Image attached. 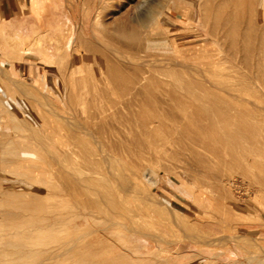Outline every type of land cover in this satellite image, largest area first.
<instances>
[{
    "label": "bare ground",
    "instance_id": "obj_1",
    "mask_svg": "<svg viewBox=\"0 0 264 264\" xmlns=\"http://www.w3.org/2000/svg\"><path fill=\"white\" fill-rule=\"evenodd\" d=\"M174 1L177 0H144L138 5L134 15L139 19L147 3L150 5L146 10L149 11L148 14L154 12L156 15L153 16L160 18L156 24L162 23L164 10ZM259 7L264 10V0H200L198 4L201 13L199 19L206 34L213 35L212 29L220 28L218 40L221 41H218V51L225 54L244 53L242 58H228L225 55L213 58L208 49L195 48L193 51L196 53L190 56L194 62L184 61L177 57L184 50L173 46L163 31L152 33L154 25L151 24L152 32L150 35L146 34V40H152L161 46L167 54H161V58L158 54L159 57L155 59L157 55L148 53L149 60L151 56L154 58L151 57L148 61L146 56L147 61L142 58L144 62L141 63L137 55L131 53V48L138 49L141 47L137 48L139 42L144 41L139 40L140 36L145 38V35H139L141 30H138V33L136 30L141 29L142 23H139L140 27L136 25L131 33L126 29V32L130 33L128 35L125 26H121L120 37L130 38L126 40L132 39L138 44L130 48L129 42L126 46L124 43L127 42L122 39L119 48L106 44L102 47L97 44L86 47L89 60L87 81L90 83L87 87L89 91L86 89L89 94L87 100L82 95L84 78L81 81L75 78L71 82H65V75L60 72L59 80L55 81L58 88L51 94L45 88V85L51 82L46 77L47 74L42 76L39 87H30L24 81L13 78L7 69L0 66V76L16 87L23 98L19 102H13L14 109L8 110L9 116L15 122L12 133L16 134L19 129H24L25 133L28 131L27 135H14L5 141L9 148L8 152L5 151L11 157V160L8 158L10 165L22 169V174L28 176H24L22 183H18L22 187L20 191L8 189V185L7 190L1 191L3 195L0 194L4 199L6 197L5 208L0 210V221L3 220L6 224L4 230L19 236L18 241L8 240L3 244L5 249L0 251V262L57 264L72 257L73 264H97L91 257V248L104 246L105 241L99 238V234L107 232V227L118 225L125 230L138 229L131 222L136 219H131L132 215H140L133 212L135 207H131V201L146 199L161 204L157 195L155 198L147 194L137 184L142 175H145V171H151L154 151L159 155L169 151L175 156L185 150L187 156L184 162L188 169L183 173L195 180L192 183L196 186L202 178L205 182H212L213 176L208 168L214 162L212 159L218 155L216 146L223 144L228 149L226 154L231 156L228 160L231 170L234 174L243 176V165L238 164L240 161L231 151L247 150L252 139H249V134L253 132L256 136V129L260 128L257 131L261 133L264 130V104L262 106L258 102L264 99V20L263 14L257 15L259 12L263 13ZM97 11L95 17L99 18L101 11ZM213 13L216 15L215 21L212 19ZM151 17L148 16V19ZM254 40H257V49H253L256 43ZM250 44L253 45L252 48L249 47ZM24 46L25 53L31 55L35 52L42 64L58 65L60 69L69 71L68 67L64 66L66 51L61 46L58 47L60 53L55 59H46V47L36 35L27 34L24 37ZM252 52L257 56L253 58V63H250L252 59L248 57ZM132 55L136 56V59ZM11 57L21 59V55L11 54ZM221 61H234L232 68L237 71L235 74L230 71L231 76H228L227 70V74L223 76L231 79H225V83L213 79L219 76V73L213 74L209 71L211 67L221 64ZM248 61L250 64L246 63ZM249 68L254 71L249 72ZM69 75L73 76L74 73L70 71ZM233 78L235 82H232V85L229 80L233 81ZM226 82L230 84L227 85ZM181 93L185 94L186 98L180 97ZM50 94L59 100L61 106L50 98ZM113 94L122 97L121 101L127 96V101L115 103L110 98ZM102 100L107 103L103 104ZM133 103L136 109L131 105ZM172 103L187 104V107L175 113ZM224 103L229 104L232 114L223 112L221 106H224ZM152 107L159 109L160 115L150 114L149 108ZM253 125L257 127L253 128ZM15 137L34 143L33 146L36 145L43 153H40L44 157L43 162H17L16 157L34 159L38 156L18 155ZM252 140L251 143L255 142ZM260 142L261 140L258 143L261 144ZM254 146L260 148L258 144ZM26 148L25 150H28L29 147ZM259 148L249 153L246 157L249 161L244 157L247 161L246 168L256 165V157L262 152V148ZM194 171L200 173V181L197 180L200 176ZM191 172L194 175L190 174ZM223 186L224 184H221L222 188ZM226 197L228 196L223 198L227 199ZM69 201H74L77 206L84 208L60 207ZM143 205L147 207L146 203ZM14 207L17 209H13ZM144 218L147 219L146 216ZM174 222H178L176 217ZM140 228L141 226L138 230ZM143 228L149 230L145 225ZM147 231L145 236L151 233ZM61 232L67 234L65 239L56 237ZM91 233L96 236L94 243L80 242V234ZM153 236L156 235L153 233ZM157 237L162 240L160 235Z\"/></svg>",
    "mask_w": 264,
    "mask_h": 264
},
{
    "label": "rangeland",
    "instance_id": "obj_2",
    "mask_svg": "<svg viewBox=\"0 0 264 264\" xmlns=\"http://www.w3.org/2000/svg\"><path fill=\"white\" fill-rule=\"evenodd\" d=\"M142 1L144 0H90V4H79L77 9L72 13V16L74 17L73 21L76 23V26H80L85 22L86 27L83 30L85 37H79L75 39V44L73 47L69 46L68 48L66 46H61V48L65 49L66 51V60L64 66H67L69 71H64L63 68L60 69L58 65L52 66L48 64H42L37 58L35 52H32L34 57H29L26 63L22 62L21 59H15L9 54V45L4 43L1 38L0 66L4 67L8 71H12L13 75L11 73L10 75L12 77L14 76L13 78L24 81L30 87H39L40 81L43 80L42 76L47 74L46 77L51 82L47 83L45 88L51 94H53L54 90L58 88V85L55 83V81L59 80L60 72L65 75L63 79L65 82H71L75 78L81 81V79L84 78L82 95L85 100H87L89 98V94H87L89 89H87V87L90 86V83L87 81V79H89L87 72L89 70V60L86 47L93 46V44H97L102 47L104 44H106L110 47L119 48V46L122 45L121 42L123 39L120 37V34L122 36L121 26H125V32L128 30L127 32L130 31L131 33L133 29L140 25V22L142 23V27L139 26L141 29L136 30L137 33L138 30H141V32L139 31V35H145V38L140 36L139 41L144 39V41L142 40L143 43L138 41V44L132 39L130 41L126 40L130 38H125L123 41L127 42L124 43L126 46L129 42L128 46L131 45L130 48L134 47L136 43L138 44L137 48L138 46H141L136 49L137 51L135 48H131V53H135L134 55H137V58H139V60H137L141 63L147 61V58L145 57L147 55L150 56L149 54L153 53L152 56L157 55V57L155 56V59L159 56V58H161L163 55L167 54L164 49L155 42L152 40H146L147 36L150 35L152 31H154L152 33H155L157 30L163 31L168 39L171 40L173 46L184 50L182 54L177 57L190 63L194 62L190 56L193 53H196L193 51L195 48L208 49L209 54L213 58L224 55L228 58H242L244 53L225 54L218 51V41H221V39L218 40L220 38L219 33H221H218V31H220L218 29L220 28L214 26L215 29H212V31H214V36L206 34V30L199 19L201 16L200 11L198 10V4H200V0H177L176 2H170L168 7L163 12L164 21L159 24L156 23H158L160 18L158 16H153L156 15L153 14L154 12L148 14L149 11H146L149 9H147V6H150L149 4L147 5V3H145L146 5L143 7L145 10V14H141V17H143H140L139 19L135 17L134 14H136L138 5ZM7 2H9V0H0V26L3 25L5 29L10 25V17L11 19L17 21L19 25L23 23L24 11L22 10V6L27 5L26 1L25 4L22 5L24 0H18V5L14 7L13 12L10 14L8 12L9 5ZM61 2H63V5H61V18L62 20L64 19L66 21V3L64 0H61ZM77 2L82 3L83 0H76V3ZM97 9L101 11L99 18L95 17L96 12H98ZM258 9L262 10L263 13L259 12L257 15L260 16V14H263L264 20V10L260 7ZM3 12H5V17H3ZM150 15L153 18L151 17L149 20L148 16ZM212 16H214L212 19L215 21L216 15L214 14ZM132 20L135 23H133ZM144 21H147V23ZM36 23L40 26H44L45 19L41 18L38 21L36 20ZM92 24L93 29L91 28ZM151 24L154 25V29L152 27V31ZM193 29H195L194 32L196 33L193 32ZM127 32V35L130 34ZM22 33L23 30L21 28L20 34ZM146 34L148 35L146 36ZM131 42H134V44L132 45ZM255 42V44L253 43V49H257L255 46L256 44L258 46L257 40ZM140 43L143 45H140ZM251 44L249 45L250 48L253 47ZM136 52H138V54H136ZM254 52L251 54L248 53V55L250 54L248 58L252 59L250 63H253V58L255 59L257 56ZM158 54L160 55L158 56ZM134 55L132 56L136 59V56ZM174 56H176V54ZM151 57L150 60L154 58ZM50 58L54 59V56L51 55ZM142 58H145V60L143 59V61ZM150 60L148 57V61ZM233 62L234 61H221V64L211 67L209 70L211 73H219L217 74L219 76H215L213 79H218L217 81L219 82L220 80L221 83H225V81H228L227 79H231L228 77L231 76L229 75L230 71L231 74L237 72L236 69L232 68ZM246 63H249V61ZM227 67L231 68L229 69ZM252 69L253 68H249V72H253L254 70ZM227 70L229 72L228 76L224 77L223 75L227 74ZM70 71L74 73L73 76L69 75ZM232 80L233 81H229L234 83L235 78ZM230 82H226V84H230ZM19 94L20 93L16 87L0 76V192L7 190L8 187V189L20 191L22 187L21 184L19 185L18 183L23 182L25 179L24 176H28L26 174H22V169H17L15 166L13 167L10 165L11 157L10 155L8 156L9 153L7 154L9 148H7L8 146L5 143L7 138H12L14 135L28 134V131L25 133L24 129H19L20 131L17 130L16 134L12 133L15 122L9 116L8 110L14 109L13 102L15 103L17 101L19 102L20 100H23ZM51 94L50 98L54 100L56 104L61 106L59 100L55 99ZM180 97L186 98L185 94L183 93L180 94ZM110 98L115 103H121L123 100L124 102L127 101V96H125L121 101L122 97H120L118 94H113V96H110ZM101 102L103 104L107 103L105 100H102ZM258 102L262 105L264 104V99L258 100ZM131 105L134 109H136L135 103ZM171 106L173 108V112L179 113L181 109L187 107V104L172 103ZM221 107H223L224 110L226 109L225 111L223 110L224 113L228 115L229 113L232 114V110L229 109V104H225L224 106L222 105ZM61 110L64 111L63 108H61ZM149 112L150 114L154 113L156 115H160L161 113V111L156 107L149 108ZM253 126V128L257 127L255 125ZM224 127L226 126L224 125ZM226 129L228 128L226 127ZM257 130L258 129H256V136L252 134L253 132L249 134V139L252 138L256 142H252V144V139L250 140V145L247 147L249 150L247 149L242 151L234 149L231 151L234 153V155H236L238 161H240L238 164L242 163L240 166L243 165V176L234 174L228 165V160L231 158V156L228 157L226 154L228 149L223 144L222 146L217 145L216 147L218 155L212 159L214 162L212 163V166H209L208 168L210 175L213 176L212 182H205L200 176V173L198 171H194L197 176H200L199 178L196 176L198 181H200V178H202V181L198 182V185L196 186L192 183L195 180H191L190 177L183 173L184 170L188 169L186 163L184 162L185 157L187 156V152L185 150L175 156H172L173 154L171 155L169 151L165 153L163 152L161 155H159L157 151L152 152L154 156V164L152 165L153 167L151 171L144 172L145 175H143L145 177L142 175L141 180H139L140 182L138 181L137 184L147 194H151L153 196L157 195L158 198L157 196H155V198H157L161 204H155L146 199H141L142 201H140V199L131 201L130 205L132 208L138 207V209L134 208L133 212H137V214L140 215L143 220H147L149 222L147 223L143 221L140 216H138L140 218L139 219L138 217H134L132 215L131 220L136 219L137 221L133 220L131 222L134 224L135 228L139 229V226H141L140 230H142V232L138 229H136V231H131L125 230L118 225H111L107 227V232H104L103 235L102 233H98L100 236L99 238H101L103 242L105 241L104 243L106 245L104 244V246L106 247L103 246L99 248L98 246H94L91 248L90 254L93 260L95 262L97 261V264H264V130H262V133L261 131L258 132L260 128L258 131ZM258 140H261V144L258 143ZM15 142L18 145H16L17 149L19 150L17 152L16 149V153H19L18 155L38 156V158L36 157L34 159H23L22 157H16L15 160L17 162L24 160L36 163L43 162L44 157L41 156L43 153H41L36 145L33 146L34 143H32L30 140L20 138L18 139V137H15ZM3 143H5V145ZM20 144L23 147H29L28 150H25L26 147L24 149H20L22 147ZM254 144L260 145V148L258 146L257 148H262V152L261 155H257L256 157V165L254 167L246 168L247 161H245V158L249 156V153H253L257 150L256 146L253 147ZM31 149L33 150L31 151ZM3 150H6L7 152H4ZM26 151H29L30 153H27ZM8 158H10V160ZM147 172H149V174H146ZM190 174H192V172ZM230 180L233 182L230 183ZM221 184H224L223 187L225 189L221 187ZM14 185L16 186L14 187ZM0 194L3 195V192ZM224 194L228 196L226 197L227 199L223 198L225 197ZM2 195H0V199L2 200H0V210L5 208L4 203L6 197L4 199V196ZM221 195L223 197H221ZM146 201L149 204L151 203V206ZM135 202L138 203V205H135ZM143 203H146L147 207L143 205ZM60 207H66L69 209L84 208L83 206H77L74 201H69L65 206ZM13 209H17V207H14ZM133 212L132 214H134ZM144 216H146L147 219L144 218ZM172 217H174V219L176 217L178 222L180 220L181 223L179 222L178 227L176 225L178 222L175 223L176 221L174 222ZM137 218L142 221H139ZM164 218L167 220V222L164 220ZM138 221L139 223H137ZM164 221L169 225L167 226ZM142 222H145L146 224ZM149 223L151 225H148ZM5 225V221H0V251L5 249L3 244L6 241L19 240V236L17 234L9 233L8 231L4 230ZM144 225L145 228L149 229L148 231H150L152 234L147 230H143ZM179 225L181 227H179ZM145 231H147L150 235L147 234V236H145ZM153 233L156 236H153ZM157 235H160L162 240L158 238ZM56 237L58 239H65L67 234H63L61 232ZM95 238V233H91L89 235L80 234L79 236L81 243L85 241L94 243ZM67 262H69V264H73L74 260L71 257L69 260L59 262L57 264H68ZM0 264L10 263L0 262Z\"/></svg>",
    "mask_w": 264,
    "mask_h": 264
},
{
    "label": "crops",
    "instance_id": "obj_3",
    "mask_svg": "<svg viewBox=\"0 0 264 264\" xmlns=\"http://www.w3.org/2000/svg\"><path fill=\"white\" fill-rule=\"evenodd\" d=\"M25 1L27 5L22 6V10L24 11L23 23L19 25L17 21L10 17V25L6 29L3 25L0 26V38L4 43L9 45L10 55H21V61L25 63L29 57H34V54L27 55L28 53L24 51V37L27 34L36 35L42 41V44L46 47L44 48V50L46 49L44 53L46 59H51V55L54 56V59L57 58L59 46L73 47L75 39L85 37L83 31L86 27L85 22L80 26H76L72 13L77 9L79 4H90V0H83L82 3H76V0H64L66 3V21L61 18V5H63L61 0H24L22 5L25 4ZM7 3L9 5L8 12L11 14L14 7L18 5V0H9ZM4 13L3 17H5ZM41 18L45 19L44 26L36 23V20L38 21ZM21 28L23 30L22 34H20ZM91 28L93 29V24ZM10 73L13 75L12 71Z\"/></svg>",
    "mask_w": 264,
    "mask_h": 264
}]
</instances>
